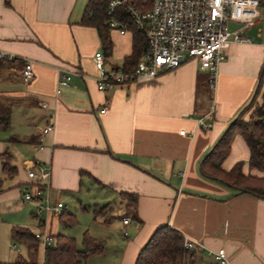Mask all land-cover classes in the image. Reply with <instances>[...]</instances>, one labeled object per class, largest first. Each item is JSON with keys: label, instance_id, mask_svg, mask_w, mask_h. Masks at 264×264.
<instances>
[{"label": "crops", "instance_id": "0c3cea01", "mask_svg": "<svg viewBox=\"0 0 264 264\" xmlns=\"http://www.w3.org/2000/svg\"><path fill=\"white\" fill-rule=\"evenodd\" d=\"M261 2V18L244 33L255 42L231 44L210 101L209 74L197 60L151 82L100 91L93 59L102 43L96 28L82 24L90 0H0V52L16 58L0 61V108L10 110V129L0 131V219L5 214L10 228L34 226L36 203L19 200L20 191L30 187L28 168L43 163L51 169L49 198L64 204L63 214L106 205L123 212L105 238V259L86 264H136L163 226L198 244L188 264H220L216 253L222 249L232 264H264V200L239 195L200 173L201 162L233 121L239 115L249 120L253 109H245L252 100L263 104ZM231 24V31L241 27ZM110 39L106 68L124 66L133 53L132 32L111 30ZM24 60L33 63L30 81L22 76ZM67 77L68 85L60 86ZM48 125L54 129L43 135ZM2 155L16 168L14 178L4 173ZM249 161L250 149L237 134L222 168L230 171L243 162L245 175L264 178ZM129 196L138 197L131 211ZM51 217L63 224L50 214L36 225L47 227ZM124 218L131 223L124 225Z\"/></svg>", "mask_w": 264, "mask_h": 264}, {"label": "built area", "instance_id": "2783aa9c", "mask_svg": "<svg viewBox=\"0 0 264 264\" xmlns=\"http://www.w3.org/2000/svg\"><path fill=\"white\" fill-rule=\"evenodd\" d=\"M140 0H110L107 17L111 30H119L121 35L128 32L129 24L121 20L118 13L125 15L144 33L148 42L147 52L130 69L124 66L106 68L103 51L96 53L93 62L97 71V86L107 92L117 86L129 83L151 82L162 74L180 68L190 60H197L203 71L209 74V84L213 89L219 66L227 58L231 44L254 43L244 37V33L253 27L262 16L261 0H151L149 9L142 10L145 2ZM237 23L241 27L231 31L229 24ZM13 62L16 58L0 52V61ZM22 76L26 81L34 77L33 63L24 60ZM70 77L62 78L60 86H67ZM44 109L47 104H42ZM103 110L102 113H105ZM209 116V115H208ZM202 124L205 122L202 120ZM209 128V124H204ZM48 125L42 134L53 131ZM184 134V131L182 132ZM30 187L24 194L25 201L35 202L34 215L42 219L44 215L61 216L65 206L61 202L52 203L49 198L51 169L46 164L36 163L28 168ZM124 225L131 223L130 218L123 219ZM36 238L49 247L54 238L46 233H36ZM198 244L185 241L187 251H195ZM220 264H232L225 250L216 253Z\"/></svg>", "mask_w": 264, "mask_h": 264}, {"label": "trees", "instance_id": "16d2710c", "mask_svg": "<svg viewBox=\"0 0 264 264\" xmlns=\"http://www.w3.org/2000/svg\"><path fill=\"white\" fill-rule=\"evenodd\" d=\"M110 0H90L82 24L97 29L102 50L105 57L109 58L112 54V42L110 39L111 28L108 25L107 9ZM144 1L142 10L149 9L151 0ZM121 20L128 22V31L134 36L133 53L126 59L124 68L134 67L143 54L147 52L148 42L146 36L140 31L136 24L129 20L122 12L118 13ZM264 81V64L262 66L259 86ZM249 120H244L239 115L227 128L220 140L213 149L205 156L200 165V173L209 180L219 182L229 188L235 189L239 195L250 194L264 200V178H258L243 173L244 163H237L230 171H225L222 164L229 157L234 137L239 134L242 136L250 149L249 167L251 170L264 172V97L263 104H256V100L246 107L245 111L252 110ZM10 129V110L0 108V131ZM3 171L7 178L16 176V168L11 164L8 155H2ZM4 191V180L0 179V193ZM127 208H135L138 197L129 196ZM95 216L103 218L105 224H111L114 217H107L113 212L111 205L103 207L95 206ZM36 218V216L34 215ZM61 222L66 227L76 224V219L72 215L62 214ZM12 233L22 241H37L36 234L24 227H13ZM51 246L45 248L43 264H84L88 259L104 253L105 243L103 240L95 239L85 232L82 240V249H79L77 240L65 235H56ZM189 251L185 249V239L178 231L163 226L158 228L152 235L148 243L139 253L136 264H188L187 257ZM0 264H33L22 255L14 262H1Z\"/></svg>", "mask_w": 264, "mask_h": 264}, {"label": "rangeland", "instance_id": "374dc122", "mask_svg": "<svg viewBox=\"0 0 264 264\" xmlns=\"http://www.w3.org/2000/svg\"><path fill=\"white\" fill-rule=\"evenodd\" d=\"M230 30H234L236 26L231 24ZM214 90L210 87L209 84V99L210 101L213 98ZM20 199L24 198L23 190L20 191ZM17 200V202H19ZM114 206V205H113ZM95 207H83L77 209H70L69 214H72L76 219V224L71 227H66L63 224H59L58 218H48L47 227H38L36 224L39 222L38 219H35L34 226L30 227L33 233H45V230L51 234H62L68 237H74L77 240L79 249H82V240L85 232H89L91 237L100 236L103 239L105 246L108 243L107 238L108 231L110 227H115L121 223L123 217V212L120 208H116L115 212L107 216L109 218L114 217L112 224H105L103 218H97L94 212ZM66 209V207H65ZM64 209V210H65ZM66 212V211H63ZM114 215V216H113ZM8 218L5 214L0 219V261L1 262H14L18 259V256L22 255L27 260L33 264H42L44 258L45 246L40 240L37 241H22L13 235L11 232L10 225L7 222ZM39 225V223H38ZM58 228L61 230L58 231ZM96 238V237H95ZM94 256L91 257V261H103L105 257ZM86 264V262L84 263Z\"/></svg>", "mask_w": 264, "mask_h": 264}]
</instances>
